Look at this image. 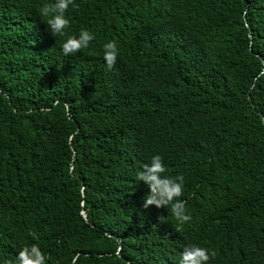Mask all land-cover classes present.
Wrapping results in <instances>:
<instances>
[{
  "label": "trees",
  "instance_id": "trees-1",
  "mask_svg": "<svg viewBox=\"0 0 264 264\" xmlns=\"http://www.w3.org/2000/svg\"><path fill=\"white\" fill-rule=\"evenodd\" d=\"M0 264H264V0H0Z\"/></svg>",
  "mask_w": 264,
  "mask_h": 264
},
{
  "label": "water",
  "instance_id": "water-1",
  "mask_svg": "<svg viewBox=\"0 0 264 264\" xmlns=\"http://www.w3.org/2000/svg\"><path fill=\"white\" fill-rule=\"evenodd\" d=\"M86 216V215H85Z\"/></svg>",
  "mask_w": 264,
  "mask_h": 264
}]
</instances>
